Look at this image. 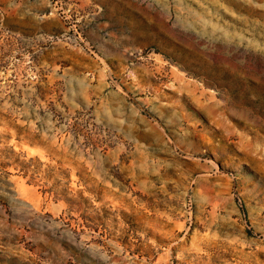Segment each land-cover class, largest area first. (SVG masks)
Segmentation results:
<instances>
[{
    "label": "rangeland",
    "instance_id": "1",
    "mask_svg": "<svg viewBox=\"0 0 264 264\" xmlns=\"http://www.w3.org/2000/svg\"><path fill=\"white\" fill-rule=\"evenodd\" d=\"M0 264H264V0H0Z\"/></svg>",
    "mask_w": 264,
    "mask_h": 264
}]
</instances>
